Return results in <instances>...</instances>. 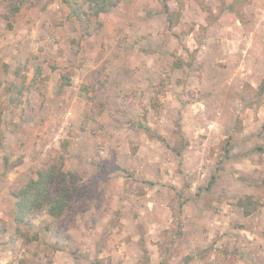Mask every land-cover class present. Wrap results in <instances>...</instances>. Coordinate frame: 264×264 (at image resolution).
Segmentation results:
<instances>
[{"label":"rangeland","instance_id":"obj_1","mask_svg":"<svg viewBox=\"0 0 264 264\" xmlns=\"http://www.w3.org/2000/svg\"><path fill=\"white\" fill-rule=\"evenodd\" d=\"M99 19L86 35L64 0H0V264H264V0ZM59 153L76 200L20 234L12 192Z\"/></svg>","mask_w":264,"mask_h":264},{"label":"trees","instance_id":"obj_2","mask_svg":"<svg viewBox=\"0 0 264 264\" xmlns=\"http://www.w3.org/2000/svg\"><path fill=\"white\" fill-rule=\"evenodd\" d=\"M64 2L73 16L85 22V34L92 35L102 27L100 16L116 8L121 0H64ZM20 5H11L13 6L12 11H19ZM69 77H63L62 86L70 84L71 78ZM83 88L87 98L94 106L92 113L101 114L104 111V103L98 100L94 89H89L86 86ZM180 136L184 138L182 134ZM181 149V147L175 146L173 150L177 154H181ZM64 163L65 157L59 153L57 158L52 159L50 163L37 171L36 178L25 180L24 184L12 192L15 198L12 216L17 224L18 233L21 234L22 227L29 226L40 216L50 215L56 219L61 218L75 202L78 177L73 172L65 171ZM261 202L260 197L255 199L248 195L239 204L242 206L244 214L249 215ZM37 236L36 234L35 237L26 238V240L32 241ZM160 264H163V261Z\"/></svg>","mask_w":264,"mask_h":264}]
</instances>
